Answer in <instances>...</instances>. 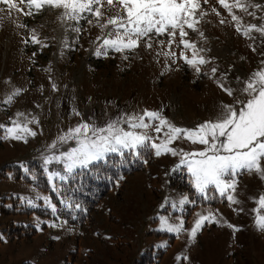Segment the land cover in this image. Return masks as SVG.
<instances>
[{"label":"rangeland","instance_id":"rangeland-1","mask_svg":"<svg viewBox=\"0 0 264 264\" xmlns=\"http://www.w3.org/2000/svg\"><path fill=\"white\" fill-rule=\"evenodd\" d=\"M248 2L262 7H249L254 15L233 8L241 27L264 25V0ZM200 3L195 18L199 31L185 26V39L208 61L199 65V73L181 58L192 59L193 49L180 43L179 32L171 43L167 35H153L133 50L108 49L97 56L111 26L102 29L90 13L76 21L64 17L62 8L45 5L24 15L0 3V124L38 121L28 125L36 135L27 142L5 138L0 129V264H264V231L257 228L253 211L264 194V180L255 172L238 176L239 203L229 205L215 189H209L207 198L198 193L186 167L174 170L178 156L157 157L151 148L143 149L130 160L145 163L147 152L150 160L123 182L116 180L90 212L94 183L84 181L90 185L83 187L74 176L81 169L61 180L53 174L65 175L63 165L55 159L45 163L75 146L58 142V137L82 121L104 125L147 109L179 127L193 128L215 120L222 104L245 99L242 82L264 67V35L253 30L249 38L238 32L237 22L218 0ZM101 11L103 23L120 5L114 0L109 7L105 0ZM32 35L40 43L32 42ZM212 68L217 69L214 76ZM218 80L234 95L222 91ZM17 89L20 94L5 103ZM136 131L163 139L152 128ZM54 142L56 147H50ZM171 146L185 151L203 147L183 139ZM184 197L189 202L180 205ZM209 213L217 222H204L192 238L197 214ZM181 223L179 233L163 230Z\"/></svg>","mask_w":264,"mask_h":264},{"label":"snow or ice","instance_id":"snow-or-ice-1","mask_svg":"<svg viewBox=\"0 0 264 264\" xmlns=\"http://www.w3.org/2000/svg\"><path fill=\"white\" fill-rule=\"evenodd\" d=\"M203 2L206 4L208 0ZM0 3H3L9 12L15 9L24 15H32L33 9L38 12L45 5L62 8L64 17L76 21L85 18L82 14L90 13L102 29L111 26L102 45L96 50L97 56L106 55L108 49L116 52H122L125 49L133 50L140 46L142 39L145 37L151 39L153 35H167L171 43L179 32L180 43L185 48L193 49L192 59L181 54L185 63L198 73L199 65L208 63L203 57L197 56L196 46L185 39L187 36L185 26L193 31H199L196 28L198 21L195 18L201 7L200 0H115V3L120 5V11L108 17L103 23H100L104 16L101 8L105 0H0ZM106 3L109 7L114 6V0H106ZM218 3L226 8L232 20L237 22L236 30L242 35L251 38L249 34L253 30L264 35V25H247L242 28L240 17L232 11L233 8H239L248 15H254L248 12L249 7L260 8L261 5L251 4L248 0H231V3L229 0H218ZM19 4L26 5L29 10L24 12V9L18 6ZM204 14L203 11L199 12L201 17ZM217 15H219L218 12ZM88 23L91 24L92 20L89 19ZM221 23L224 21L221 20ZM74 30L80 31L79 28ZM200 34L203 35L202 32ZM31 39L34 43H40L35 35H32ZM147 46L150 48L152 45L147 44ZM165 55H175V53H165ZM261 63L264 64V61ZM216 72V68L211 69L213 76ZM242 83L244 86L241 91L245 94L244 100L236 99L233 104H222V112L215 120L204 121L193 128L179 127L162 116L160 112L147 109L141 115L124 114L109 120L104 125L82 121L58 137V142L72 141L75 146L61 152L58 156L46 158L45 163L55 159L57 163L62 164L65 175L59 173L53 175L66 180L77 169H88L91 165L106 163L113 155L125 157L127 153L139 158L141 150L151 148L157 157L166 154L178 156L179 164L174 170L182 166L186 167L191 176V183L205 198L208 197L209 189L212 188L224 197L229 205L238 204L239 200L236 199L235 192L240 174L255 172L264 180V67L251 73ZM217 84L228 96L234 95V89L225 87L219 80ZM55 88L53 84V89ZM21 91L17 89L5 103H11L13 96L19 95ZM75 114L79 115L78 112ZM16 115L21 117L24 114ZM152 121L158 123H150ZM31 123H38V121L34 117L32 120L24 121L13 119L8 126L0 124V129H4L5 138L27 142L28 136L36 135L35 131L28 127ZM149 128L157 134H162L163 139L159 135L153 138L146 131H136ZM181 139L203 147L199 150L185 151L183 148L177 149L171 146ZM157 140L160 142L157 143ZM50 147L55 148L56 142ZM188 202V198L184 197L179 204L184 205ZM256 202L259 207L253 209L257 213L255 224L259 230L264 231V214L261 213V210H264V194H261ZM173 207L176 205L173 204ZM52 210L56 211L55 206H52ZM234 210L242 211L243 209ZM197 216L190 233L192 238H195L204 222H217L212 213L207 216L201 214ZM162 222L167 224L166 220ZM228 227L234 232L239 231L234 225L229 224ZM163 230L179 233L183 230L182 223L167 225ZM183 259L186 260L188 257L185 256Z\"/></svg>","mask_w":264,"mask_h":264},{"label":"trees","instance_id":"trees-1","mask_svg":"<svg viewBox=\"0 0 264 264\" xmlns=\"http://www.w3.org/2000/svg\"><path fill=\"white\" fill-rule=\"evenodd\" d=\"M131 155L125 154V157L113 155L106 163H99L91 165L88 169H81L75 173V177L82 180L83 187L89 186L90 183L85 184L84 181H92L94 183L93 201L89 202V211H94L96 205L102 198L101 194L114 185L116 180L123 182L124 176L134 172L135 170L142 169L145 165L144 162L131 161ZM151 158L150 152L146 153L145 160L149 161ZM87 183V182H86ZM98 190L100 191L98 193Z\"/></svg>","mask_w":264,"mask_h":264}]
</instances>
